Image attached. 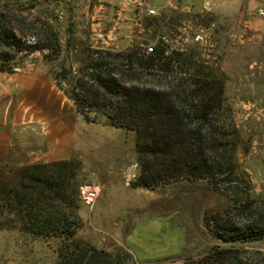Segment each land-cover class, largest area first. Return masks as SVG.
I'll return each instance as SVG.
<instances>
[{"label": "rangeland", "instance_id": "obj_1", "mask_svg": "<svg viewBox=\"0 0 264 264\" xmlns=\"http://www.w3.org/2000/svg\"><path fill=\"white\" fill-rule=\"evenodd\" d=\"M136 1L0 0V10L8 6L23 29L34 27L27 35L35 39V31L50 27L60 45L55 58L51 53L44 56L46 50L19 55L7 73L42 71L55 94L70 100L66 83L56 73L63 68L76 70L86 48H101L93 43L90 16L99 4L113 3L110 12L115 18L119 12L138 13L140 26L134 29L130 46L156 44L157 37L165 35L174 48L191 50L193 59L222 77L223 111L216 117L232 142V148L228 145L235 176L231 186L212 187L198 180L153 190L131 187L138 172L134 131L110 126L104 116L87 122L73 105L75 129L68 158L82 164L77 187L81 226L76 237L110 252L126 249L134 264H184L187 258L203 257L212 245H224L205 228L204 215L212 224L214 216L222 215L242 227L255 211H264V15H258L259 9L264 10V0H196V7L183 0H172L167 6L165 0H140L149 3L144 9ZM148 8L154 13L148 15ZM199 29L205 31L203 42L193 39ZM143 81L154 87L166 84L157 74ZM12 108L8 112L11 119ZM32 139L25 135L13 138L18 147L13 148L9 165L61 160L48 154L54 152L59 137L58 143L36 138L34 146L29 143ZM30 149L34 152L25 154ZM244 245L264 251V239ZM58 249L57 239L0 229V264H55Z\"/></svg>", "mask_w": 264, "mask_h": 264}, {"label": "trees", "instance_id": "obj_2", "mask_svg": "<svg viewBox=\"0 0 264 264\" xmlns=\"http://www.w3.org/2000/svg\"><path fill=\"white\" fill-rule=\"evenodd\" d=\"M33 29H23L8 6L0 10V71L11 72L19 55L36 50L57 56L56 31H35L34 39L27 35ZM83 52L76 70L63 68L56 76L66 83L65 94L85 121L104 116L108 125L134 131L138 172L131 187L153 190L198 180L216 187L235 182L232 142L216 117L223 111V79L193 59L191 50L186 53L159 42L150 53L139 45ZM154 74L165 86L143 81ZM81 169L75 158L13 166L0 162V229L57 239L55 264H134L126 249L110 252L76 237L81 226ZM212 220L213 224L203 216L205 228L224 245H212L203 257L187 258L184 264H264V251L244 245L264 239V211H255L242 227L222 215Z\"/></svg>", "mask_w": 264, "mask_h": 264}, {"label": "crops", "instance_id": "obj_3", "mask_svg": "<svg viewBox=\"0 0 264 264\" xmlns=\"http://www.w3.org/2000/svg\"><path fill=\"white\" fill-rule=\"evenodd\" d=\"M128 1L129 4L132 2V0ZM171 1L165 0L164 6L170 5ZM183 1L196 7V0ZM136 2L141 5L140 9H144V5L149 6L146 1ZM113 8V3L99 4L95 8L96 13L90 16L91 20L93 19L90 23L91 29L95 35L92 39L93 43L101 48L121 50L130 46L134 38L132 33L140 23L138 13L122 15L119 12L117 18L113 17L110 12ZM95 17L97 19H94ZM52 89L49 79L42 74V71L29 72L19 69L14 74L0 71V162H7L10 159L13 148L18 147L17 141L13 138L18 135H25L28 139L33 136L32 143L29 142L33 146L34 143L36 145L34 141L36 138L41 141V138L46 137L49 142L52 140L58 143L59 137L60 141L53 148L54 152L48 154L53 155L52 159L69 157L75 129L74 108L70 100L59 98L58 93L55 94ZM8 96L10 99L6 102L5 98H9ZM11 106H13L10 111H13L12 119L8 114ZM45 106L47 108L44 110ZM43 125H46L44 131ZM33 152L34 150L30 149L25 154ZM39 158H42V155Z\"/></svg>", "mask_w": 264, "mask_h": 264}, {"label": "built area", "instance_id": "obj_4", "mask_svg": "<svg viewBox=\"0 0 264 264\" xmlns=\"http://www.w3.org/2000/svg\"><path fill=\"white\" fill-rule=\"evenodd\" d=\"M153 13H154V10L152 8L147 10V14L148 15L153 14ZM258 15L259 16H263L264 15V10L259 9L258 10ZM204 33H205L204 29H199L193 36L194 41L195 42H203L204 41ZM33 41H34L33 38L30 37L28 42L32 43ZM157 41H159L163 45L168 46L169 48L173 47L172 44H171L170 39L167 36H165V35H159L157 37ZM138 45L142 49V51H144L145 53H150V52L153 51L155 43L154 44H153V42H150V43H139Z\"/></svg>", "mask_w": 264, "mask_h": 264}]
</instances>
